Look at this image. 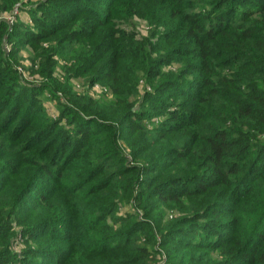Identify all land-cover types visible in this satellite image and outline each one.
I'll use <instances>...</instances> for the list:
<instances>
[{
	"label": "trees",
	"instance_id": "1",
	"mask_svg": "<svg viewBox=\"0 0 264 264\" xmlns=\"http://www.w3.org/2000/svg\"><path fill=\"white\" fill-rule=\"evenodd\" d=\"M17 4L0 264H264V0Z\"/></svg>",
	"mask_w": 264,
	"mask_h": 264
},
{
	"label": "built area",
	"instance_id": "2",
	"mask_svg": "<svg viewBox=\"0 0 264 264\" xmlns=\"http://www.w3.org/2000/svg\"><path fill=\"white\" fill-rule=\"evenodd\" d=\"M20 4H17L12 12H8L5 11L1 8L0 6V23L3 22V20H5L9 25H13L16 21H17V17L20 15L23 16V12H20V8H19ZM26 20V22L31 23L32 20L30 17H26L24 18ZM9 47V46H7ZM95 89L99 92H103L105 90V88H103L101 85L96 84L95 85Z\"/></svg>",
	"mask_w": 264,
	"mask_h": 264
},
{
	"label": "rangeland",
	"instance_id": "3",
	"mask_svg": "<svg viewBox=\"0 0 264 264\" xmlns=\"http://www.w3.org/2000/svg\"><path fill=\"white\" fill-rule=\"evenodd\" d=\"M92 3H94L96 6H98V7H101L102 5V3H100V2H92ZM103 7V6H102ZM104 9V8H103ZM23 16H25V17H27V13H23ZM139 22V27H140V29L142 30V32H146L147 31V29H148V26H147V23L145 22V21H138ZM25 53H27L26 52V50H25ZM28 73V72H27ZM48 102V101H47ZM48 108H54V110H55V113H57V111H56V109H55V105L53 104V103H48ZM53 110V111H54ZM155 121H157V119L156 118H154L153 120H152V122L153 123H155ZM150 124H152V123H150Z\"/></svg>",
	"mask_w": 264,
	"mask_h": 264
}]
</instances>
